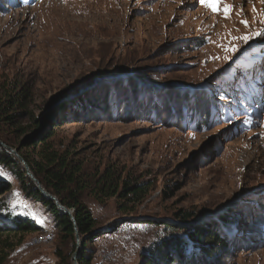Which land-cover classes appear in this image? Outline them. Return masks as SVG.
I'll return each instance as SVG.
<instances>
[{"label":"rangeland","instance_id":"obj_1","mask_svg":"<svg viewBox=\"0 0 264 264\" xmlns=\"http://www.w3.org/2000/svg\"><path fill=\"white\" fill-rule=\"evenodd\" d=\"M226 2L229 18L200 0H0V135L11 145L0 140L17 146L44 126L37 136L53 132L51 145L83 162L81 200L100 233L80 254L92 264H264V35L233 39L264 29V3ZM108 168L150 193L98 197L91 184ZM0 170V227L36 228L3 235L0 264H73L76 236ZM217 224L228 243L213 240ZM177 239L203 254L164 247Z\"/></svg>","mask_w":264,"mask_h":264},{"label":"trees","instance_id":"obj_2","mask_svg":"<svg viewBox=\"0 0 264 264\" xmlns=\"http://www.w3.org/2000/svg\"><path fill=\"white\" fill-rule=\"evenodd\" d=\"M11 122L12 117L8 118ZM208 119V118H207ZM205 120V119H204ZM36 122V120H35ZM26 131L25 129L22 130ZM53 137V132H43L40 136H30L29 140H25L23 143L13 148H18V152L23 156V158L28 163L30 169L34 172L35 176L40 180L42 185L52 194H54L62 204L73 209L74 215L77 221V227L81 238H83V245L92 238L97 237L100 232H95V227L97 220L93 217L89 208L82 202V193L88 188V183L84 182L83 177L84 164L83 162L72 158V153L70 150H57L52 145L50 140ZM0 138L7 144H9L7 138L0 135ZM27 143H32V146H37L36 154L28 153V151L23 148L26 147ZM24 144V145H23ZM11 145V144H9ZM28 145V144H27ZM0 163L5 165L10 169L15 177L21 182L22 187L26 190L27 194L32 196L35 200L44 203L52 216L55 218V227L59 232L64 233V235L75 236L74 224L70 216L59 209L54 200L47 199L36 187L35 182L30 178L26 172L24 166L19 161V159L10 151L0 148ZM140 180H130L126 179L121 185V181L118 177L115 178V173L112 169H107L103 174L95 178V184L93 185V191L98 197H117V198H127L128 201L133 203L142 202L146 196L150 193L153 184L150 182H140ZM89 186V187H91ZM8 190L6 184L0 183V195L4 194ZM186 219H191L192 215H184ZM226 223L230 219H225ZM219 231L214 232L213 240L215 242L228 243V237L225 235L224 239L221 238L220 232L222 226H218ZM220 228V229H219ZM35 225L27 219H14L10 225L0 227V240L3 235L6 236L25 234L34 231ZM206 231V228H204ZM200 233V231L198 230ZM196 230L190 232L191 237H199V233ZM207 238V237H206ZM202 240V239H201ZM173 245L178 246V250L181 256L185 259L190 252L194 254V247L200 248L203 254V249L201 246L190 245L192 250L189 252L183 249L181 240L165 241L164 247L169 248ZM5 247H10L7 241L4 242ZM190 248V249H191ZM191 253V255H192ZM186 256V257H185ZM158 258L151 259L148 264H157ZM80 264H92V259L89 256L80 254L79 256Z\"/></svg>","mask_w":264,"mask_h":264},{"label":"water","instance_id":"obj_3","mask_svg":"<svg viewBox=\"0 0 264 264\" xmlns=\"http://www.w3.org/2000/svg\"><path fill=\"white\" fill-rule=\"evenodd\" d=\"M68 98L63 99L61 102H65ZM44 129V126L37 131L35 134H33V136H37V134L42 131ZM0 144H2L5 148H7L10 152L14 153V155L19 159V161L22 163V165L24 166L26 172L28 173V175L30 176V178L35 182L36 187L40 190V192L44 195L45 198L47 199H52L54 200L56 206L61 209L63 212L67 213L73 224H74V230H75V236L77 239V245H76V250L72 256L73 259V264H80L79 263V254L80 251L82 250V242H83V238H81L79 231H78V227H77V221H76V217L74 215V212L71 208L67 207L66 205L62 204L60 202V200L51 192H49L40 182V180L35 176L34 172L30 169L28 163L26 162V160L23 158V156L18 152V148H13L11 146L6 145L5 143H3L0 140Z\"/></svg>","mask_w":264,"mask_h":264},{"label":"snow or ice","instance_id":"obj_4","mask_svg":"<svg viewBox=\"0 0 264 264\" xmlns=\"http://www.w3.org/2000/svg\"><path fill=\"white\" fill-rule=\"evenodd\" d=\"M260 2L264 3V0H260ZM200 3L204 7L210 9L213 13H217V12H221L222 11V13H223L225 18H229L230 17V15L232 13V10H233V7H234L233 5L228 4L226 2V0H200ZM253 11L254 12L257 11L255 9V7H253ZM241 12H242V9H241ZM258 15L260 16V23H264V11L258 12ZM240 22L245 27H249V22L246 19H243ZM260 35H264V29H257L256 31L248 32V33H245V34H243L241 36L233 37V39L234 40H240V41H243V42L247 43L254 36H260ZM226 50L235 52V51H237V46L230 44ZM225 59H228V57L226 56ZM4 174L5 173L2 170H0V175H4ZM25 207H28V206L25 205ZM27 214L36 216V213H34V212L27 213ZM37 222L42 224L44 221L37 217Z\"/></svg>","mask_w":264,"mask_h":264},{"label":"built area","instance_id":"obj_5","mask_svg":"<svg viewBox=\"0 0 264 264\" xmlns=\"http://www.w3.org/2000/svg\"><path fill=\"white\" fill-rule=\"evenodd\" d=\"M110 254V251H108V252H105V255H109Z\"/></svg>","mask_w":264,"mask_h":264},{"label":"bare ground","instance_id":"obj_6","mask_svg":"<svg viewBox=\"0 0 264 264\" xmlns=\"http://www.w3.org/2000/svg\"><path fill=\"white\" fill-rule=\"evenodd\" d=\"M39 240H44L42 236H40V239ZM108 252V251H107Z\"/></svg>","mask_w":264,"mask_h":264}]
</instances>
